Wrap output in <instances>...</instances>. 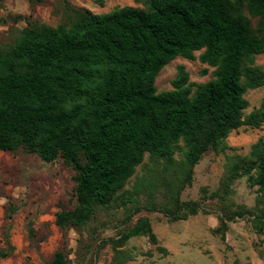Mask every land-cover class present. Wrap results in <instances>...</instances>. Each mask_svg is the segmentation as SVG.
<instances>
[{
    "label": "trees",
    "instance_id": "1",
    "mask_svg": "<svg viewBox=\"0 0 264 264\" xmlns=\"http://www.w3.org/2000/svg\"><path fill=\"white\" fill-rule=\"evenodd\" d=\"M213 78L193 84L183 65L172 89L157 92L158 73L172 60L195 59ZM264 0H144L106 14L68 8L56 26L38 22L0 44V151L57 160L72 169L75 205L56 213L59 228L81 226L98 206L109 205L142 164L174 163L183 156V178L171 208H155L172 222L202 210L182 202L193 169L208 151L220 153L231 132L264 123V104L244 115L249 90L264 86ZM207 69L203 74L207 73ZM246 177L256 188L252 209H227L213 234L225 238L228 222L250 216L264 235V141L233 156L218 191ZM126 201H122V204ZM155 240L150 224L123 232ZM164 250V249H162ZM46 264H73L56 251Z\"/></svg>",
    "mask_w": 264,
    "mask_h": 264
},
{
    "label": "rangeland",
    "instance_id": "2",
    "mask_svg": "<svg viewBox=\"0 0 264 264\" xmlns=\"http://www.w3.org/2000/svg\"><path fill=\"white\" fill-rule=\"evenodd\" d=\"M143 2L0 0V44L11 42L28 23L56 26L68 8L106 14L125 6L142 8ZM199 53L193 60L170 61L156 77L157 92L172 89L179 65L195 85L211 80L214 69L199 62ZM254 64L264 70V55L256 56ZM245 98L247 115L264 104V86L249 90ZM258 140L264 141V123L259 128L240 127L225 140L224 151L205 153L193 169L191 184L179 195L182 202L201 204L202 210L187 220L172 222L154 210L174 204L184 172L178 151L171 165L146 154L116 199L96 207L84 225L64 228L55 225V217L75 205L72 169L61 160L45 164L22 151H0V264H46L56 251L73 264H264V235L255 230L250 216L228 222L224 239L212 233L224 210L255 207L256 188L239 177L223 199L210 196L220 188L230 159L247 155ZM142 220L149 222L155 240L137 236L119 243L121 234Z\"/></svg>",
    "mask_w": 264,
    "mask_h": 264
},
{
    "label": "crops",
    "instance_id": "3",
    "mask_svg": "<svg viewBox=\"0 0 264 264\" xmlns=\"http://www.w3.org/2000/svg\"><path fill=\"white\" fill-rule=\"evenodd\" d=\"M28 155H32V154H28ZM32 156H35V155H32ZM37 157V156H36ZM38 158V157H37ZM39 159V158H38ZM40 160V159H39ZM43 163V162H42ZM45 164H47V163H45Z\"/></svg>",
    "mask_w": 264,
    "mask_h": 264
}]
</instances>
